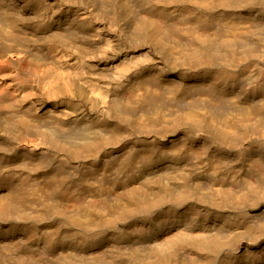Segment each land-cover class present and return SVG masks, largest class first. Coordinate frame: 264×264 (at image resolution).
Returning a JSON list of instances; mask_svg holds the SVG:
<instances>
[{"label":"bare ground","instance_id":"bare-ground-1","mask_svg":"<svg viewBox=\"0 0 264 264\" xmlns=\"http://www.w3.org/2000/svg\"><path fill=\"white\" fill-rule=\"evenodd\" d=\"M0 264H264V0H0Z\"/></svg>","mask_w":264,"mask_h":264}]
</instances>
